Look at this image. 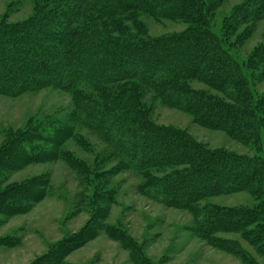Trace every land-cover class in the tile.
<instances>
[{
	"label": "rangeland",
	"instance_id": "obj_1",
	"mask_svg": "<svg viewBox=\"0 0 264 264\" xmlns=\"http://www.w3.org/2000/svg\"><path fill=\"white\" fill-rule=\"evenodd\" d=\"M248 1L203 0L206 28L238 64L253 96L263 99L264 61L259 60L257 50L264 46V11L255 20L245 15L247 20L228 31L232 16ZM56 10L47 0H0V23L16 25L39 11H52L55 16ZM92 17L95 22L100 20L97 27L101 26L103 33L119 38L161 39L196 27L188 19L142 12L113 22ZM63 22L60 31L66 28ZM78 26L84 27L82 21L71 27ZM28 82L17 95L0 94V192L16 194L28 186L38 197L22 201L24 196L16 195L12 208L22 212L10 216L0 212V264H44L47 260L52 264H264V237L254 239L264 220V192L241 189L210 194L189 205L177 204L174 199L170 203L163 190L165 177L185 166L144 173L128 168L119 139L115 135L107 138L104 133L107 128L116 132L106 117L124 120L140 115L152 124L184 131L209 150L249 158L257 163V170L251 164L248 168L258 171L264 188L263 103L258 107L253 104L256 133L252 138H240L200 122L191 112L173 105L165 92L144 85L131 82L96 88L81 83L67 91L59 76L40 74ZM186 86L235 104L227 92L200 79H190ZM57 128L66 130L64 136L58 134L61 140H47L44 134L53 135ZM27 139L33 140L32 149L12 150ZM41 152L46 154L41 161L20 159L27 154L30 160ZM227 209L252 210L262 219L244 229L218 227L209 234L199 225L204 215ZM86 228L96 234L74 247L76 236ZM58 243L69 249L56 262L53 248Z\"/></svg>",
	"mask_w": 264,
	"mask_h": 264
},
{
	"label": "trees",
	"instance_id": "obj_2",
	"mask_svg": "<svg viewBox=\"0 0 264 264\" xmlns=\"http://www.w3.org/2000/svg\"><path fill=\"white\" fill-rule=\"evenodd\" d=\"M47 1H52L57 8L55 16L50 14L52 11H39L16 25L0 23V94H19L29 84L28 80L37 74L49 78L59 76L66 82L63 87L67 91L81 83L100 88L132 82L165 92L173 105L186 109L209 126L223 128L240 138H252L256 133L254 105L258 107L264 104V98L253 96L238 64L223 48L219 38L206 28L207 8L203 0ZM216 2L213 0V3ZM263 11L264 0H249L232 16L228 31L245 17L251 15L254 19ZM134 12L188 19L196 27L186 34L161 39H139L129 34L119 38L103 33L101 26L97 27L100 20L95 22L92 17L98 15L113 22ZM81 21L84 27H71ZM62 22L67 30L60 31ZM257 52L260 54L259 60L264 61V46ZM190 79H200L224 90L235 104L188 90L186 82ZM99 115L102 120L104 114L100 112ZM135 115L124 120L106 117L111 121V128L116 127V132L107 128L104 133L107 138L115 135L119 139L123 158L126 157L123 160L128 168L144 173L150 169L185 166L172 177H165L163 190L168 194L170 203L176 200L179 202L177 204L189 205L210 194L241 189L264 192L256 175L258 171L254 172L257 163L249 158L209 150L184 131L161 127ZM249 131L252 132L249 134ZM52 133L44 136L49 141L58 142L61 140L58 134L64 136L66 130L57 128ZM32 142L27 139L25 144L13 146L12 150L23 147L32 149ZM45 157L46 154L41 152L30 160L27 154L20 159L41 161ZM250 164L254 171L249 170ZM44 184V180L39 183L41 187ZM33 192L32 187L28 186L16 191V194L0 192V212L8 216L22 212L19 208H12L16 195L22 194L23 201L38 197ZM263 208L264 202L261 211H264ZM203 217L199 225L207 230V234L218 227L244 229L262 219L257 212L248 209L242 212L227 209ZM93 232L90 228L83 230L76 236L74 247L91 239L96 234ZM263 237L264 220L254 239L258 241ZM61 244H56L59 250L55 246L53 248L56 262L68 253L69 247L65 249L66 246ZM44 264L52 263L47 260Z\"/></svg>",
	"mask_w": 264,
	"mask_h": 264
}]
</instances>
